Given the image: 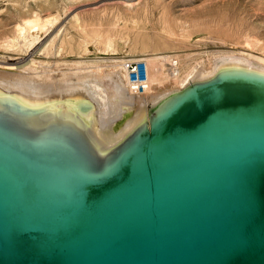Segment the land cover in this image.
<instances>
[{
  "label": "water",
  "instance_id": "obj_1",
  "mask_svg": "<svg viewBox=\"0 0 264 264\" xmlns=\"http://www.w3.org/2000/svg\"><path fill=\"white\" fill-rule=\"evenodd\" d=\"M0 264H264V68L154 99L0 86Z\"/></svg>",
  "mask_w": 264,
  "mask_h": 264
},
{
  "label": "rangeland",
  "instance_id": "obj_2",
  "mask_svg": "<svg viewBox=\"0 0 264 264\" xmlns=\"http://www.w3.org/2000/svg\"><path fill=\"white\" fill-rule=\"evenodd\" d=\"M32 17L46 27L35 31L38 39L29 46L18 32ZM244 50L264 57V0H0L1 69L13 65L6 70L36 81L63 80L98 66L103 72L115 63L120 68L123 59L153 52L178 58L181 73Z\"/></svg>",
  "mask_w": 264,
  "mask_h": 264
},
{
  "label": "bare ground",
  "instance_id": "obj_3",
  "mask_svg": "<svg viewBox=\"0 0 264 264\" xmlns=\"http://www.w3.org/2000/svg\"><path fill=\"white\" fill-rule=\"evenodd\" d=\"M151 5H152V3H151ZM132 6H134V4ZM47 17L49 18L48 15H47ZM42 18L45 19V16ZM24 22H25V24H24ZM24 22H22L24 24L23 26H19L17 24L19 26V32L18 33L21 36L19 41L21 42V40L23 38L25 41L26 40L29 41L28 42L29 46H33L38 39V36H37L38 32L36 33L35 31L39 27H42L45 29L46 26H43L44 24L40 18H33L32 17V19L31 18L27 19ZM18 26H16V27H18ZM48 27H50V26H48ZM42 28H41V30H42ZM98 36H99V34H98ZM140 36H141V34H140ZM8 39H6V41H8ZM53 40H54V38L52 39V41ZM89 40H90V38H89ZM112 40H114V39H112ZM12 41L14 42V40H12ZM97 41H99V40H97ZM26 42H25V44H26ZM22 43H21V46L23 45ZM50 43H51V41H50ZM70 44H72V43L70 42ZM70 44H68V45H70ZM14 45H15V43H14ZM105 45H106V43H105ZM108 46H111V45H108ZM3 47H4V44H3ZM62 47H64V46L62 45ZM71 47H73V46H71ZM71 47L68 46L67 48L70 49ZM86 47H85V49H86ZM61 48H59V51ZM89 50H90V48H89ZM50 51H48V52H50ZM68 51L71 52V49ZM68 51H67V53H68ZM242 51H243V49H242ZM73 52H74V50H73ZM29 54L30 53H28V55ZM57 54H58V52H57ZM61 54H63V53H61ZM216 54H217V52H216ZM213 55H215V54H213ZM213 55H212V57H213ZM175 58L176 57H172L169 54H166V53L164 54V53H160V52H153L150 55L144 57V59L147 62V65H148L150 89L145 94H140V95L133 94L132 92L129 91V89L127 88V84H126L125 72L122 69V67L116 68L118 63L116 64L115 62H114L115 64L112 63L113 67H111L110 69L108 68L109 70H106L107 69L106 68V69H104L103 72H100V71H102V70H100L101 66H100L99 71H98L99 66L97 68H95V70L93 69L92 71H87V68H86V72H85V70H82V71H84V73L82 72L81 74H77V75L75 73H71L67 76V78L64 77L65 79H63V77H61L63 80H60V78H59L58 81H56L58 78H56V80H51V81H36L31 76L21 74L18 71H7L6 70V68L7 69H15V66H13V65L3 66V67H6L5 69H1L2 66H0V86L5 88V89H8V90L13 89V88H18L24 92H40V93H46V94H52V95H58V96H64V97H70V98H76V99H82V100L154 99V98H166V97L174 94L175 92L183 89L198 73H199V77H206V76L210 75L212 73V71L215 69V67L224 59H230V58L231 59H237V60H241V61L247 62L249 64H252V65L264 68V57L263 56L258 57L256 55H254V52L249 53L248 51L242 52L240 54L235 53V52H228V53L225 52L224 54H220V55L215 56L213 62L209 66L208 65L204 66V64L197 66V67L191 66L181 73H180L179 61H178V59H176L177 60V66H176V61L174 60ZM31 59L32 58H30L28 62H30ZM82 59H84V58H82ZM104 59H105V57H104ZM108 59H112V58H108ZM121 59H122V57H121ZM105 65H107V64H105ZM110 66H111V64H110ZM27 68H28V66H27ZM88 68H89V66H88ZM54 79H55V77H54Z\"/></svg>",
  "mask_w": 264,
  "mask_h": 264
},
{
  "label": "built area",
  "instance_id": "obj_4",
  "mask_svg": "<svg viewBox=\"0 0 264 264\" xmlns=\"http://www.w3.org/2000/svg\"><path fill=\"white\" fill-rule=\"evenodd\" d=\"M175 58L176 66L177 60ZM125 72L127 88L136 95L145 94L150 89L148 65L144 57L126 58L121 62Z\"/></svg>",
  "mask_w": 264,
  "mask_h": 264
}]
</instances>
